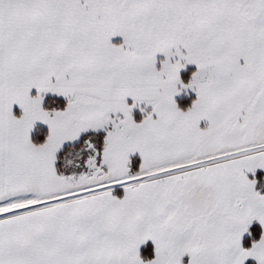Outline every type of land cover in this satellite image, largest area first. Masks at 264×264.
<instances>
[{"label": "snow or ice", "instance_id": "snow-or-ice-1", "mask_svg": "<svg viewBox=\"0 0 264 264\" xmlns=\"http://www.w3.org/2000/svg\"><path fill=\"white\" fill-rule=\"evenodd\" d=\"M0 264H264V0H0Z\"/></svg>", "mask_w": 264, "mask_h": 264}]
</instances>
